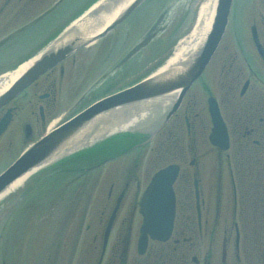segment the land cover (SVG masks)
<instances>
[{"label":"flooded vegetation","instance_id":"flooded-vegetation-1","mask_svg":"<svg viewBox=\"0 0 264 264\" xmlns=\"http://www.w3.org/2000/svg\"><path fill=\"white\" fill-rule=\"evenodd\" d=\"M13 1L5 0L0 6V23L8 20L0 27V73L17 67L21 57L22 61L27 58L26 46H30L34 31L30 25L20 31L9 28L19 14H5L6 10L23 3ZM18 42L20 47L12 50V43ZM20 48H24L22 53L17 51ZM113 55L114 50L106 44L88 47L44 73L0 109V119L12 112L0 144L6 141L10 149L22 144L21 154L39 140L52 124L54 113L62 105L63 90L69 91L76 72L83 73L84 80H93V85L87 98L81 97L66 118H55L60 123L114 92L120 84H116L117 80H128V58L124 56L117 62ZM82 90L80 86L74 94L79 95ZM21 101L27 103V108ZM214 103L226 126L225 149L210 142ZM161 124L150 142L140 141L128 149L126 133L113 134L80 151L78 157L69 158V164L82 157L96 161L91 174L81 180L73 179L82 188L70 189L71 195L79 197L85 194V188L87 197L97 194L95 206L102 210L99 223L104 228L118 208L109 239L113 242L111 264H264V0H232L221 42L203 77L186 93L175 113ZM130 133L138 139L144 135ZM147 149L155 156L145 157ZM172 165L179 169L173 185V232L167 241L149 239L147 248L139 254L143 199L154 175ZM64 190L67 189L56 191ZM101 194L104 199H100ZM136 215L140 223L134 239ZM218 230H222L219 258L215 252ZM133 239L137 254L134 257L130 254ZM121 245L125 248L120 255L116 251Z\"/></svg>","mask_w":264,"mask_h":264},{"label":"rangeland","instance_id":"rangeland-1","mask_svg":"<svg viewBox=\"0 0 264 264\" xmlns=\"http://www.w3.org/2000/svg\"><path fill=\"white\" fill-rule=\"evenodd\" d=\"M22 1L23 4H27V8L21 10L23 5H19L13 12L23 13L24 15L30 13L31 16L21 20L23 24L26 20H31L33 16L35 20H39L36 22L37 30L35 31V33L37 32L35 50H38L49 39L48 36L55 34L57 30L83 10L87 6L85 3L88 0ZM208 1L210 0H149L141 6L119 27V30L123 34H127L126 37L131 36V39L134 40L142 38L153 27L154 22H158V28L159 30L161 29V32L148 49L140 52L137 55L138 58L132 59L134 64L131 63L130 65L129 76L133 77L138 73L137 76L142 75V71L145 73L146 69L150 68L149 66L153 63L162 62L167 57H171L179 41L191 33L199 16L201 5L207 4ZM4 2L5 0H0V6ZM13 2H16V0ZM11 6L6 10L5 14L11 11ZM1 25L3 24L0 23V27ZM152 51L153 53H151ZM144 52L145 54H143ZM118 53L117 49L115 56ZM71 79L73 80L68 85L70 86L69 91L64 93L65 89L63 90L61 102L63 106L60 105L54 113L56 119L60 116L66 118L76 108L81 97L88 94L93 85V80H84L83 73L76 72ZM80 86H83L82 93L75 95L74 93ZM21 103L26 107L27 103L23 101ZM55 118L53 122L56 121ZM21 146L23 147L22 144H17L10 149L8 142L4 141L0 144V173L20 153ZM203 149L205 148H201V150ZM145 154L147 158L155 156V154L151 155L149 149L146 150ZM128 160L129 158L123 161L126 163ZM89 165H91V162L84 161L78 162L77 168L71 170V167H69L66 182L70 184L71 179L74 177L84 178L86 173H84L82 167L85 168ZM75 170H78V172ZM27 182L29 183V181H25L14 193L0 201V264H96L104 230L103 225L101 227L96 224L98 215L100 217V212L102 211L101 208L96 209L95 206L98 200L97 194L94 197H87L86 194H81L79 197H72L70 194V197H68V195L64 194V196L55 198L52 204L50 203L53 206V210L46 209L47 202L42 197H38V200L32 199L29 204H26L28 199L26 200L25 196L30 190ZM71 185L67 187L73 188ZM78 188L82 187L79 186ZM83 193H88L87 188H85ZM101 197L105 198L103 194H101L100 199ZM76 201L77 204H75ZM31 202L32 204H30ZM73 202L76 207L75 211L71 212L70 207ZM60 206H64V208L61 211H56ZM41 210L43 211L39 212ZM68 211H70V215H68V219H64L63 215H66ZM107 216L108 213L106 212L105 220ZM228 219L231 220V217L229 216ZM136 222L137 227H135L134 239L137 236V228L140 223L139 215H136ZM63 224L64 230L60 231L61 238H56L54 233L58 229V225L60 227ZM115 232H118V228L115 229ZM134 239L130 248L132 257L137 255ZM221 242L222 230H218L215 242L217 258H219L221 252ZM56 244L60 245L59 251L55 248ZM112 245L113 242L109 243L107 254L102 264H111L113 256L110 255V251ZM123 248H125L124 245L119 246L116 252L120 253V255L123 254Z\"/></svg>","mask_w":264,"mask_h":264},{"label":"water","instance_id":"water-1","mask_svg":"<svg viewBox=\"0 0 264 264\" xmlns=\"http://www.w3.org/2000/svg\"><path fill=\"white\" fill-rule=\"evenodd\" d=\"M145 1L108 0L92 11L82 22L72 28L66 37L47 50L20 80H16L0 95V107L11 101L49 68L87 44L104 37ZM230 4L231 0H217L215 21L210 33L201 47L187 59L94 103L31 145L0 175V196L20 179L88 144L111 123L121 118L125 119L131 113L138 111L140 107L154 105L160 108L164 104L169 105L163 115L167 119L178 108L185 93L202 75L211 60L223 35ZM110 18L112 19L109 21ZM211 115L215 125L214 138L223 135L226 139L225 126L218 111H211ZM8 123V117L1 120L0 136ZM159 127L156 126L151 134H154ZM176 175L177 168L170 167L156 176L149 195L150 198L155 199V203L150 208L148 222L144 227L141 250L146 246V234H150L152 238L165 240L171 233L175 211L172 183Z\"/></svg>","mask_w":264,"mask_h":264},{"label":"bare ground","instance_id":"bare-ground-1","mask_svg":"<svg viewBox=\"0 0 264 264\" xmlns=\"http://www.w3.org/2000/svg\"><path fill=\"white\" fill-rule=\"evenodd\" d=\"M214 3V2H213ZM213 3L210 5H204L201 7L199 16L194 24L193 31L191 35H189L178 47L175 56L173 59L170 60V64H174L178 60H182L186 58L188 55L192 53L193 50L196 49V47L202 42L204 39V36L208 30V27L211 22L212 14H213ZM114 17V16H113ZM112 17V18H113ZM110 18L109 21L112 19ZM82 22V21H80ZM79 22V23H80ZM14 80H0V94L12 83ZM154 105L144 106L137 109L138 111L131 113L127 119L128 122H125L124 125L122 123H111L109 127L110 129H129L133 130L137 128L138 125H141L148 121L150 113L152 112L151 109H154ZM53 125V124H52ZM51 125V126H52ZM24 179L19 180L17 183H15L9 191H12L14 188H17L19 185L22 184Z\"/></svg>","mask_w":264,"mask_h":264}]
</instances>
